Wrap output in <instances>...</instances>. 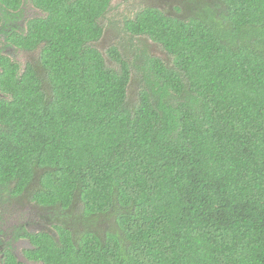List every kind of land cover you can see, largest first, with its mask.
<instances>
[{
    "label": "trees",
    "instance_id": "16d2710c",
    "mask_svg": "<svg viewBox=\"0 0 264 264\" xmlns=\"http://www.w3.org/2000/svg\"><path fill=\"white\" fill-rule=\"evenodd\" d=\"M109 1L31 0L25 31L24 0H0V204L27 197L55 233L20 232L27 258L264 264V0L147 8L124 29L169 63L111 47L118 69L94 47ZM18 50L40 53L21 70Z\"/></svg>",
    "mask_w": 264,
    "mask_h": 264
},
{
    "label": "rangeland",
    "instance_id": "374dc122",
    "mask_svg": "<svg viewBox=\"0 0 264 264\" xmlns=\"http://www.w3.org/2000/svg\"><path fill=\"white\" fill-rule=\"evenodd\" d=\"M193 0H131L128 6L133 7V12L140 7L146 8H157L162 10L166 15H173L179 13V19H187L188 15L185 11L184 5L185 2H192ZM116 5V4H114ZM126 5V9H128ZM112 10L109 13V16H120V10L124 8L122 5H118L116 8L111 6ZM129 8V9H130ZM179 9V11H177ZM23 11L27 20L35 17H44L45 14L32 6L31 0H24ZM189 13V17H190ZM128 17H133V14L128 15ZM94 47L102 53L104 59L107 62V65L118 69V65L115 62L111 61V58L107 54L109 48L116 47L118 51L125 57L124 59L128 61L131 65L134 66V63L137 59L142 64L145 56L144 54H149L155 58L160 59L164 63H169V56L162 48L161 45L156 44L148 38H141V41H138L136 38H133L129 32H127L123 27V22L119 19H114L113 23L107 25L106 29L104 28V35L102 39L94 44ZM40 51L37 50L33 53H27L21 50H18L14 53L13 58L21 66V70L24 69L27 62H32L37 60L39 57ZM133 82L130 85L129 96L134 100L138 98L139 85L136 81V71L133 68ZM37 185H34V189ZM52 213L47 209L40 208L27 197H20L15 200V203L12 201H6L0 204V224L3 228V235L1 237V245L4 250L11 249L15 253L17 259L23 264H32L29 263L25 258L23 252L24 248L30 249V244L25 241L21 248L17 239H19L18 234L20 232H49L51 227H44V218H48Z\"/></svg>",
    "mask_w": 264,
    "mask_h": 264
},
{
    "label": "flooded vegetation",
    "instance_id": "af4514ba",
    "mask_svg": "<svg viewBox=\"0 0 264 264\" xmlns=\"http://www.w3.org/2000/svg\"><path fill=\"white\" fill-rule=\"evenodd\" d=\"M155 1H159V0H155ZM110 2V4H109V7H108V11H107V13H106V18L109 20V22L110 23H113L114 22V19H119V20H121L122 22H123V27L125 26V23H124V20H133L134 18H135V16H136V14H139V13H141V11H143V10H145V9H147L146 7H140V8H138L136 11H134L133 12V7L132 8H130V6H128L129 5V3L131 2V0H110L109 1ZM114 4H116V5H114ZM118 5H123L124 6V8H122L121 10H120V16L119 17H116V16H109V13L111 12V10H112V8H111V6H114L115 8L118 6ZM126 5L128 6V9H126ZM130 8V9H129ZM158 10H160V9H158ZM161 12H162V10H160ZM130 14H133V17L131 18V17H128V15H130ZM167 18H169V17H173V18H179V13H176V14H173V15H171V16H169V15H166L165 13H163ZM109 24V23H108ZM106 27H107V25H105V29H106ZM104 35V34H103ZM35 233H37V232H35ZM39 233V232H38ZM3 235V234H2ZM2 235H1V237H2ZM1 237H0V264H6V262L4 261V260H6V257H5V252L7 251V250H4L3 249V247H2V245H1ZM21 241H23V242H25V241H27L29 244H30V242L27 240V239H25V238H21V237H19V239H17V242H18V244H19V248H21V245H23V243H20ZM30 249H33V247H32V245L30 244ZM25 250H24V252H23V254H24V256H25V258L27 257V251L28 250H30L29 248H24ZM8 250H10L11 251V253H12V255H14V257L17 259V257H16V255H15V253L14 252H12V250L11 249H8ZM27 260H28V262L29 263H32V264H35V263H33L31 260H29L28 258H26ZM17 261L18 262H20L18 259H17Z\"/></svg>",
    "mask_w": 264,
    "mask_h": 264
},
{
    "label": "clouds",
    "instance_id": "9594fccd",
    "mask_svg": "<svg viewBox=\"0 0 264 264\" xmlns=\"http://www.w3.org/2000/svg\"><path fill=\"white\" fill-rule=\"evenodd\" d=\"M23 14H24V12H23ZM36 18V17H35ZM35 18H32V19H35ZM32 19H29V20H27L26 19V17H25V14H24V17H23V21H22V26H23V28H24V30L26 31V29H27V23H28V21H30V20H32ZM12 203H15V201L14 202H12ZM3 229V228H2ZM31 250V249H30ZM29 251V250H28ZM27 258V257H26ZM33 262V261H32ZM21 263V262H20ZM33 263H35V264H40V263H37V262H33ZM21 264H23V263H21Z\"/></svg>",
    "mask_w": 264,
    "mask_h": 264
}]
</instances>
